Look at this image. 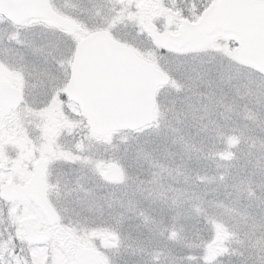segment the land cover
Instances as JSON below:
<instances>
[{"label": "snow or ice", "instance_id": "6c2138e0", "mask_svg": "<svg viewBox=\"0 0 264 264\" xmlns=\"http://www.w3.org/2000/svg\"><path fill=\"white\" fill-rule=\"evenodd\" d=\"M10 140L0 264H264V0H0Z\"/></svg>", "mask_w": 264, "mask_h": 264}, {"label": "rangeland", "instance_id": "374dc122", "mask_svg": "<svg viewBox=\"0 0 264 264\" xmlns=\"http://www.w3.org/2000/svg\"><path fill=\"white\" fill-rule=\"evenodd\" d=\"M56 2L58 5H63L66 2V0H56ZM84 3L86 4L87 0H84ZM163 3L171 6V4L173 3V0H163ZM152 10L153 9L151 8L148 9L146 12V15L148 16L153 15L154 18L157 16H163L165 17V19H167V17L174 16L177 14V13H172V12H163L159 10V12L154 15ZM123 31H126V33ZM135 32H136L135 28L131 24H129L127 27L121 26L117 35L126 37L128 39H134L136 38ZM136 40H137V43L140 42L139 38H136ZM17 147H18V143L16 140H10L6 144H0V156L7 158V159H12L15 156L16 152L19 150L17 149ZM2 149H5V150H2ZM53 175H55V173H53ZM129 223H134V222H129ZM129 231H131V229H129ZM100 238L106 241L109 237L100 236ZM233 246L235 247V245ZM177 251H179V249H177ZM135 259H138V257H130L127 253L123 252V249H121L120 254L116 256L117 264H123L124 260H135ZM223 259H224V264H234L235 261H237L238 259H242V258L237 257V256H231V257L225 256Z\"/></svg>", "mask_w": 264, "mask_h": 264}, {"label": "water", "instance_id": "95a60500", "mask_svg": "<svg viewBox=\"0 0 264 264\" xmlns=\"http://www.w3.org/2000/svg\"><path fill=\"white\" fill-rule=\"evenodd\" d=\"M3 11L5 12L6 16H11L12 18H19L24 15V11L18 8L5 7Z\"/></svg>", "mask_w": 264, "mask_h": 264}, {"label": "flooded vegetation", "instance_id": "af4514ba", "mask_svg": "<svg viewBox=\"0 0 264 264\" xmlns=\"http://www.w3.org/2000/svg\"><path fill=\"white\" fill-rule=\"evenodd\" d=\"M152 12H153V14L155 15V14H157V13L159 12V9H153ZM150 16L154 18L153 15H150ZM123 32L126 33V31H123ZM14 142H15V141H14ZM17 149H19V144H18ZM2 150H5V149H2ZM7 150H8V149H7ZM15 150H16V149H15ZM9 151H10V150H9ZM108 239H110V238H108ZM97 240H98V244H99L101 250H105L103 246L105 245V242H106V241H104V240H103L102 238H100V237H98Z\"/></svg>", "mask_w": 264, "mask_h": 264}]
</instances>
